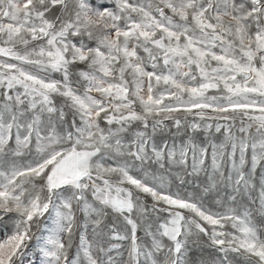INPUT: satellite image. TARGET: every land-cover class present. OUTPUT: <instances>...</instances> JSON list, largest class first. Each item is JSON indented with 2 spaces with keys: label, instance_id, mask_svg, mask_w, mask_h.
I'll return each instance as SVG.
<instances>
[{
  "label": "snow or ice",
  "instance_id": "1",
  "mask_svg": "<svg viewBox=\"0 0 264 264\" xmlns=\"http://www.w3.org/2000/svg\"><path fill=\"white\" fill-rule=\"evenodd\" d=\"M196 246L264 264V0H0V264Z\"/></svg>",
  "mask_w": 264,
  "mask_h": 264
},
{
  "label": "rangeland",
  "instance_id": "2",
  "mask_svg": "<svg viewBox=\"0 0 264 264\" xmlns=\"http://www.w3.org/2000/svg\"><path fill=\"white\" fill-rule=\"evenodd\" d=\"M94 4H101V3H108V0H93ZM200 138L203 139V133L201 132L200 134ZM186 180L191 181L190 184H188L187 187V191L191 192V191H197L199 192V189L196 188L197 184H202L205 177L203 175H201L200 179L197 180L192 176H187L185 177ZM178 183V182H177ZM173 190H175V186H173ZM213 197H209V200H211ZM257 222H260V218L257 214ZM141 235H143V233H141ZM219 256L218 253H215L213 250L208 249L206 246H196L193 248L192 250V256H191V260L194 262V264H199L201 259L204 260H209V259H216Z\"/></svg>",
  "mask_w": 264,
  "mask_h": 264
}]
</instances>
